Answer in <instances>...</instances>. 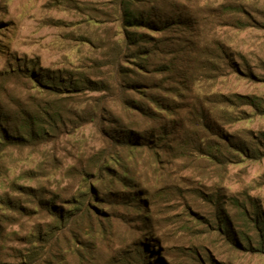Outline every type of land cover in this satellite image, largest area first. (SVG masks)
Instances as JSON below:
<instances>
[{
  "label": "rangeland",
  "instance_id": "obj_1",
  "mask_svg": "<svg viewBox=\"0 0 264 264\" xmlns=\"http://www.w3.org/2000/svg\"><path fill=\"white\" fill-rule=\"evenodd\" d=\"M117 1L0 0V108L13 114L14 121L18 113L34 117L38 107L47 109L45 116L55 125L49 126L44 139L39 136L23 146L0 144V264L119 260L139 248L138 239L146 242L142 234L149 239L152 234L154 246L165 259L169 256L166 249L169 257L180 261L203 247L210 256L226 263L264 264V253L234 249L224 234L205 220L216 209L212 193L225 201L220 212L223 208L234 211L232 197L240 201L249 198L264 212V154L260 158L244 153L231 156L225 148L229 133L264 136V0H249L259 10L249 9L251 23L242 28L227 22L231 19L220 7L228 0H160L157 4L168 16L182 9L186 24L165 32L168 38L163 43L157 40L162 34L141 29L154 37L152 45L161 43L154 56L144 61L150 71L156 64L166 63L172 67L174 85L187 78L191 87L178 99L179 115L187 113L182 107L194 104V100L189 103L191 93L194 97L205 93L239 95L249 103L228 113L224 105L216 103V112L205 120L219 127L220 134L216 138L207 125L205 129L194 128V165L185 155L192 148H186L184 140L181 146L175 144L170 156L159 149V163L147 150L132 155L117 148L112 153L116 148L107 134L110 123L121 119L137 131L149 126V121L121 103L120 87L114 81L119 77L110 65L95 62L105 60L109 46L124 35L117 19ZM136 2L139 8L144 5ZM224 50L227 57H219ZM135 59L122 58V63L134 69L142 61ZM33 61L57 75L85 72L93 81L111 80L112 91L94 87L50 94L32 77V66L26 69ZM245 61L253 77L238 72H244ZM148 74L147 83L163 77ZM128 91L129 96L134 95L133 90ZM241 111L247 112V118ZM212 141L226 151L228 159L220 161L207 154ZM200 144L203 152L199 151ZM104 151L106 157H123L150 192L148 208L143 209L147 211L146 221L138 222L143 215L137 216L134 208L107 204V214L101 219L92 215L88 220L81 211L61 226L50 242L37 239L40 229L45 231L56 217L37 205L34 191L53 198L58 205L71 206L77 202L72 198L81 191L93 190V182L89 188L84 180L85 171L95 169V158ZM30 251L36 252L34 260L26 259Z\"/></svg>",
  "mask_w": 264,
  "mask_h": 264
},
{
  "label": "trees",
  "instance_id": "obj_2",
  "mask_svg": "<svg viewBox=\"0 0 264 264\" xmlns=\"http://www.w3.org/2000/svg\"><path fill=\"white\" fill-rule=\"evenodd\" d=\"M136 1L138 0L117 1V19L120 21V28H122L124 35L121 40L115 41L109 46L105 60H96L95 62L110 65L119 77V80L114 81L120 87L121 103L128 111L149 121V126L137 131L126 125L121 119H116V122L110 123L107 134L112 146L116 148L112 150V153L118 150L117 148H120L119 150L126 149L132 155L147 150L151 151L155 160L159 163L161 162L159 149L170 156L175 144L179 145L184 140L186 148H192V152L185 151V155L193 162L191 165H194V128L196 130L205 129L207 125L209 131L215 134L216 138L220 134L219 127L214 125L213 122L208 123L205 120L210 117L212 112H216V103L224 105L227 109L226 113L233 107L240 108L241 105L249 103L239 95H210L205 93L194 97V94L191 93L193 97L189 96V99L191 98L189 103L194 100V104L182 107L183 111L186 110L187 113L179 115L181 101H178V99L183 95V92L191 91V87L186 81L187 78L186 80L182 79L183 83L176 86L173 77L170 75L171 66L166 63H158L150 71L144 61H148L153 57L156 49L160 48L159 45L167 41L168 37L165 32L174 31L176 25L184 26L187 19H183L182 9L175 10L173 15L168 16V12L166 13L164 9L158 6L157 3L160 0H139L144 3L141 8L137 6ZM253 4L249 0H245V2L243 0H228L222 3L220 8L231 19L227 21L229 24L242 28L244 25L251 23L252 15L249 9L259 10V7ZM141 29L162 34L159 37L160 39H157L161 43L152 45L151 42L154 37L148 31H142ZM148 46L153 47L155 50H151ZM130 56L137 58L135 60H142L137 63L139 67L131 69L127 65H123L122 58L128 60ZM219 57H227L226 50L220 51ZM29 66H32V77L42 88L50 91V94L60 95L58 93L64 91L80 92L86 88L94 87L106 92L112 91L113 81H93L90 75L85 72H81L79 75L70 72L57 75L50 70H43L42 66L35 63V61L28 63L26 69ZM244 66V72L237 69L240 75L253 77L254 73L246 61ZM37 68L40 69V72H37ZM148 73L162 74L163 77L158 82L147 83L146 79L150 76ZM63 80L65 84H63ZM128 90H133L131 92L134 95L129 96L127 94ZM211 101L215 104H211ZM241 112L246 113V117L243 118H247V112ZM46 114L47 109L38 107L34 117L27 115L26 112H21L15 116L14 121L13 114L0 108V138L4 139V141L0 140V144L23 146L39 136V138L44 139L49 131V126L55 127L53 123H49ZM219 119H221V116L218 121ZM263 138L264 136L255 137L249 132L244 135L229 133L225 148L229 151L228 155L231 156L240 157V153H244V155L251 158H260L264 154L262 149V145H264ZM235 149L238 151H235ZM207 150L208 155L213 154L220 161L229 158L226 151L218 147L216 141L210 142L207 145ZM199 151L203 152L202 144L199 145ZM106 155L108 153H105V151L102 154L100 153L95 158V169L85 171L88 178L94 177L92 181H89L87 177L84 178L88 187L90 182H93V190L81 191L79 196L72 198L77 202L72 203L71 206L58 205L53 198L49 199L40 194V191H34L36 192L37 205L40 208H46L48 212L56 217V222L51 224L45 231L40 229L37 239L42 240V242H50L58 229L63 225H67L81 211L84 212L88 220L93 216L101 219V216L107 214L105 211L107 204L117 208L120 206L134 208L137 211V216L143 215L138 222L146 221L145 214H147V211H143V209L148 208L146 203L150 192L146 191L134 168L123 157L116 154H110L109 157H106ZM210 197L216 209L205 220L214 224L216 231L219 234H224L228 243L230 242L234 249L264 253V212L260 207L249 198L240 201L238 198L232 197L230 202L234 211L228 212L223 208V211L220 212L221 206H225V201L217 193H212ZM226 212H228V215H226ZM199 217L204 220L203 216L200 215ZM149 235L150 239L147 234H142L146 242L143 243L142 239H138L137 245H140L139 248L133 249L131 253L124 254L121 259H105L99 261L98 264H233L217 260L215 257L210 256L203 247L199 252L190 251L180 261L169 257L170 251L166 249V255L169 256L165 259L162 252L154 246L155 239L152 234ZM35 254V251H30L26 259L34 260L36 258ZM48 264H63V262L58 259L56 262L49 261Z\"/></svg>",
  "mask_w": 264,
  "mask_h": 264
}]
</instances>
